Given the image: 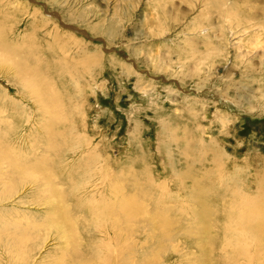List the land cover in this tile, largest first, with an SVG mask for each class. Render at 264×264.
<instances>
[{"label":"rangeland","instance_id":"374dc122","mask_svg":"<svg viewBox=\"0 0 264 264\" xmlns=\"http://www.w3.org/2000/svg\"><path fill=\"white\" fill-rule=\"evenodd\" d=\"M263 44L264 0H0V118L7 120H0V140L28 162L52 146L57 176L65 172L57 155L70 156L67 168L77 173V164L97 162L87 155L101 153L133 170L127 178L140 180L149 206L176 219L173 231L202 206L212 210L209 220L264 207ZM86 58L95 61L82 64ZM17 63L38 74L42 93L30 89ZM41 88L61 100L57 134L40 106ZM32 189L4 208L11 212L18 201L40 220L43 200L30 204ZM83 220L74 234L81 251L92 229ZM45 236L34 264L59 258L63 240ZM190 241L186 251L178 238L165 241L168 262L198 257Z\"/></svg>","mask_w":264,"mask_h":264},{"label":"bare ground","instance_id":"6f19581e","mask_svg":"<svg viewBox=\"0 0 264 264\" xmlns=\"http://www.w3.org/2000/svg\"><path fill=\"white\" fill-rule=\"evenodd\" d=\"M54 17L52 18L54 19ZM74 30L77 29L74 28ZM94 59L86 58L82 64L91 63L92 60L95 61ZM10 67H8L9 71ZM20 68L23 75H29L31 78L27 84L30 89L32 88L33 92L37 90L39 94L42 93L36 78L38 74L34 75V70L23 69L21 64L17 63L16 70L20 71ZM25 79L27 80V78ZM41 90H44L45 96L41 94L44 101L41 100L43 104L40 106L44 105L47 108H44L45 111H48L47 124L54 126L52 131L57 134L56 126H59V122L63 121L60 119L61 116L59 115V118L57 115L58 109L61 108L58 102L61 100L59 98L56 102L54 90L46 91L45 88H41ZM36 94L38 93L36 92ZM36 102L38 103V101ZM0 120H5V117ZM3 141L0 140V264H32L37 255L41 256L39 252L42 249L40 246L42 237L45 238V233L51 231L55 238L63 240V245L60 247L59 258L50 264H171L167 260L169 250H164L165 241L174 242V239L177 240V238L181 245L179 251L188 247L192 238L193 247L199 256L190 258V264H207V260L213 264L215 262L216 264H264V207L247 206L241 213H234V216L227 215L225 219L215 216L209 220L208 217L212 210L202 206L188 226L179 231H173V223L176 222V219L172 221L169 214L161 207L157 211L155 207L149 206L144 201L148 197L144 190L141 191L140 180L136 181L134 177L135 179H130L133 181L131 184L127 178L128 175L134 174L133 170L118 169L116 165L109 164L101 153L87 155L92 156L94 158L92 159L97 162L89 166L86 165L85 169L84 165L77 164L76 169L79 167L77 173H73L67 168L69 165L67 160L70 156L65 153L57 155L56 160L62 161L65 169V172H61L57 176L56 165H54L56 161H53L51 156L52 146L46 147L40 158L28 162L31 159L27 158V154L18 152V149L12 153L11 144ZM93 166L95 167L91 168V171H87V168ZM56 177L60 183L66 185L69 193L62 185L54 181ZM128 181L131 186L126 185ZM80 182L83 183L78 186ZM32 187L34 189L30 196L32 200L30 204L42 200L44 204V213L40 220L20 211L22 209L18 205L23 204L21 202H11L14 207L11 212L4 208L7 203L13 201V197L20 191ZM76 191H79L80 197L79 194L76 196V193L75 196H72ZM141 193L144 196H141ZM68 199L74 202L75 210L68 203ZM87 204L91 207V211H86ZM162 208L165 209L164 206ZM80 219H84L85 227L89 225L92 227L85 233L87 239L84 241L89 240L90 243L83 251L74 243L76 225ZM222 220L224 221L222 222ZM137 227L142 230L137 231ZM140 234H146V237L143 236L149 242L147 246L139 241ZM220 234H222V238H220ZM38 241L39 248L36 247ZM147 247H150L148 251ZM89 252L90 256L87 257ZM80 253L85 255L87 253V255L83 256ZM210 254H215L216 259L208 257Z\"/></svg>","mask_w":264,"mask_h":264}]
</instances>
